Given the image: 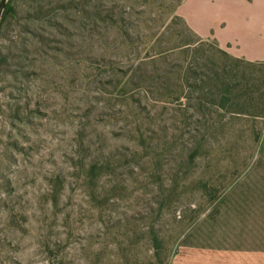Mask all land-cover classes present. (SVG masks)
Here are the masks:
<instances>
[{
	"label": "rangeland",
	"instance_id": "1",
	"mask_svg": "<svg viewBox=\"0 0 264 264\" xmlns=\"http://www.w3.org/2000/svg\"><path fill=\"white\" fill-rule=\"evenodd\" d=\"M4 2L0 264H264V62L192 51L264 0Z\"/></svg>",
	"mask_w": 264,
	"mask_h": 264
},
{
	"label": "trees",
	"instance_id": "2",
	"mask_svg": "<svg viewBox=\"0 0 264 264\" xmlns=\"http://www.w3.org/2000/svg\"><path fill=\"white\" fill-rule=\"evenodd\" d=\"M198 43L200 45V48H192V51L195 53V56H198L200 60H202V63L200 65L203 72L202 74L199 73V78L201 80L199 81L201 83L195 86V89H197V91L199 90L202 93L201 98L206 99V101L210 104L218 105L220 109H225V107L229 108L234 105V102H232V96L234 95L235 90L238 87V84L235 80L236 78L232 76V69H226L223 63H220L218 65L212 57H209L207 55L206 52L211 50L216 53L222 54L223 56L233 58L237 62L240 61L248 64L261 62H249L244 59L232 57L229 53H227V51L219 47L218 44L214 42L210 43V41L203 42L202 40H199ZM198 65L199 64L196 63V67H198ZM205 68L208 71V74L204 73ZM192 73L194 75H198L197 72ZM262 112H264V105Z\"/></svg>",
	"mask_w": 264,
	"mask_h": 264
},
{
	"label": "crops",
	"instance_id": "3",
	"mask_svg": "<svg viewBox=\"0 0 264 264\" xmlns=\"http://www.w3.org/2000/svg\"><path fill=\"white\" fill-rule=\"evenodd\" d=\"M251 7L254 10L251 23L244 20L242 12L237 11L229 16L234 30L228 34L216 33L212 41L235 58L264 62V2H251Z\"/></svg>",
	"mask_w": 264,
	"mask_h": 264
},
{
	"label": "water",
	"instance_id": "4",
	"mask_svg": "<svg viewBox=\"0 0 264 264\" xmlns=\"http://www.w3.org/2000/svg\"><path fill=\"white\" fill-rule=\"evenodd\" d=\"M4 1H5V0H3V2H2V4H1V6H0V7H2L3 3H5Z\"/></svg>",
	"mask_w": 264,
	"mask_h": 264
}]
</instances>
